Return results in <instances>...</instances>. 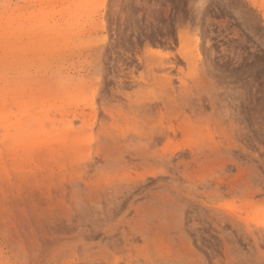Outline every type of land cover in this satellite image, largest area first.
Returning a JSON list of instances; mask_svg holds the SVG:
<instances>
[{
  "label": "rangeland",
  "instance_id": "374dc122",
  "mask_svg": "<svg viewBox=\"0 0 264 264\" xmlns=\"http://www.w3.org/2000/svg\"><path fill=\"white\" fill-rule=\"evenodd\" d=\"M88 1L0 0L7 79L82 113L48 157L10 134L0 264H264V0Z\"/></svg>",
  "mask_w": 264,
  "mask_h": 264
},
{
  "label": "bare ground",
  "instance_id": "6f19581e",
  "mask_svg": "<svg viewBox=\"0 0 264 264\" xmlns=\"http://www.w3.org/2000/svg\"><path fill=\"white\" fill-rule=\"evenodd\" d=\"M93 1L89 0L88 2ZM206 1H203L204 5ZM207 3V2H206ZM11 15L6 17L0 15V78H3L4 85L0 86V169L6 168L5 163L8 154L14 155L15 152L11 149L7 142L10 134L18 135V142L22 141L24 137L31 136L37 131V138L40 141V145L37 152L33 156L48 157L51 155L55 148L60 146V149L68 150L74 149L75 144L78 142L76 138L68 137L69 129L73 126V118L82 115L77 109L68 110L65 104H73V101H77L76 93L70 92L71 90L65 88L64 85H47L46 81L39 80L37 85L40 86L38 94L31 91L28 92L29 84L22 82H16L12 85L11 79L8 78V71L13 68L14 57L7 56V51L10 53L13 48L18 47L17 41H10L9 37L13 29L14 21L19 18V14H15L14 9L11 10ZM19 31L24 32V23L19 21ZM31 31L33 34H38L41 42L47 44L48 37L52 34L53 37L58 38L64 34H72L73 27L66 30L61 28L57 24L49 25L43 24L38 27L31 25L28 29V33ZM46 47V46H45ZM40 47L39 49H41ZM52 45L46 48L50 50ZM1 50H4L2 53ZM155 63V62H154ZM156 65H163V62H156ZM75 90L81 91V87H75ZM27 98V99H26ZM40 98V99H39ZM39 99L37 102L38 110L34 114L30 111L33 100ZM71 100V101H70ZM47 101H51L52 104L47 105ZM59 102V103H58ZM70 107V106H69ZM70 107V108H71ZM29 108V109H28ZM21 110V117L17 114ZM45 111L46 116L42 117V112ZM58 113L62 119H58L56 114L53 118H50V114ZM66 116V118H65ZM73 116L72 118H70ZM82 117V116H81ZM64 118V120H63ZM64 123V126L61 123ZM38 126V127H37ZM23 127V131L19 132Z\"/></svg>",
  "mask_w": 264,
  "mask_h": 264
}]
</instances>
